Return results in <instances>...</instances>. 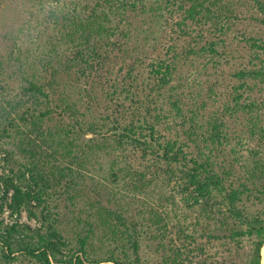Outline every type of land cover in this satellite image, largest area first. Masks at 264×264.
Returning <instances> with one entry per match:
<instances>
[{"label":"trees","instance_id":"1","mask_svg":"<svg viewBox=\"0 0 264 264\" xmlns=\"http://www.w3.org/2000/svg\"><path fill=\"white\" fill-rule=\"evenodd\" d=\"M27 2L35 8L49 9L43 24L47 29L52 28L48 40L53 55L59 56V60L53 64L46 60L43 82L27 80L29 86H24L25 91L35 99L42 97L57 101L60 119L70 121L74 117V128L82 134H99L104 139H115L123 149L117 150L112 157L125 163L133 189H144L158 180L170 181L181 175L194 186L195 203L213 222L211 235L204 236L207 238L205 243L211 239L225 246L240 244L250 238L252 246L242 264H264L263 161L260 159L255 167V178L244 176L236 168L223 133L225 111L216 106V102H222L224 96H228L237 106L232 109L224 106L230 115L239 111L247 113L241 100L248 98V93L256 92L260 101L253 103V110L249 111L250 122H253L251 126L255 131L264 135V37L253 38L252 41L247 38L244 46L220 49L217 41L207 40L216 30L217 23L220 24L218 29L225 31L222 21L233 17L232 14L238 16L228 0ZM2 33L0 44L5 42L4 39L13 40L11 31ZM245 47L247 52H244ZM209 50H212V55ZM201 55L215 56L212 70L218 83L229 78H236L239 82L233 84L230 93L217 97L211 104L202 97L194 111L188 112L193 113L191 117L186 113L187 104L192 102L191 94L188 102L177 94L171 102L176 113L172 112L174 121H169V109L162 105L166 87L170 85L171 77L182 71L180 65ZM1 58L0 73L6 69ZM117 62L124 63L125 73L115 90L108 93L102 86L111 74H118ZM144 78L152 81L147 84ZM60 87H78L82 96L76 99L58 91L59 95L54 100L50 97V90ZM117 89L125 93L132 107L124 112L123 103L115 102L120 107L116 108L120 119L115 121L116 130L108 132L102 129L112 111L98 120L96 115L102 113V109L105 111L103 100L108 101L110 97L109 102L114 100L113 93ZM209 90L213 95L218 93L214 85ZM205 112L208 113L204 120ZM237 123L242 128V122ZM254 180L255 186H252ZM16 189L14 200L19 201L20 193ZM252 197L253 200L250 199ZM254 207L255 213L252 212ZM132 221H126L122 215L105 218L102 221L104 231L99 239L107 248L97 252L92 250L90 243L97 231L93 226L79 234L75 250L63 251L67 246L54 233L19 224L0 237V264H6L7 259L17 253L34 264H143L140 234L136 230L137 224ZM203 253L204 249L199 245L194 252L176 247L161 253L162 263L184 264L198 259L194 257ZM219 259L221 257L216 256L205 264H223Z\"/></svg>","mask_w":264,"mask_h":264},{"label":"rangeland","instance_id":"2","mask_svg":"<svg viewBox=\"0 0 264 264\" xmlns=\"http://www.w3.org/2000/svg\"><path fill=\"white\" fill-rule=\"evenodd\" d=\"M228 1L238 16L232 14L233 17L222 21L225 31L218 29L220 24L217 23L216 30L207 40L217 41L220 49L224 46H244L247 38L252 41L253 38L264 37V0ZM48 12L47 7L35 8L27 0H0V34L11 31L13 38L11 41L4 39L5 42L0 44V57L6 66L0 73V237L13 226L27 224L54 233L67 246L63 251L69 248L75 250L79 234L93 226L97 231L90 239L92 250L104 251L107 247L99 239L104 231L102 221L122 215L126 221L133 220L132 223L137 224L143 264H163L162 252L176 247L194 252L198 245L204 249V255L184 264H205L216 256L221 257L219 261L223 264H242L251 249L252 239L246 238L240 244L225 246L211 239L205 243L207 238L204 236L211 235L213 222L195 203L194 186L181 175L170 181L158 180L144 189H133L125 163L112 157L117 150L123 149L115 139H104L99 134H82L74 128V117L70 121L60 119L57 101L42 97L35 99L29 91H25L24 86H29L27 80L43 82L46 60L52 64L59 60V56L53 55L48 40L52 28L47 29L43 24ZM222 33L224 36L220 38ZM244 52H247L246 47ZM209 53L212 55V50ZM214 58L202 55L189 58L184 65H180L182 71L171 77L162 100V105L169 109V121H174L172 112L176 113L171 102L177 94L187 102L191 94L192 102L186 103L187 116L191 117L193 113L188 112L194 111L202 97H206L211 104L217 97L230 93L233 84L239 82L228 77L218 83L212 70ZM123 67V62H117L115 68L118 74H111L102 86L108 93L118 86L125 73ZM144 79L147 84L152 81ZM211 85L217 88L216 95L211 94ZM79 90L78 87L52 88L50 97L56 100L58 91H64L70 97L79 99L82 96ZM113 95V101L109 102L111 97L108 101L103 100L105 111L102 109L99 113L103 115H96L98 120L112 111L102 129L108 132L116 130L115 121L120 119L116 113V108L120 107L115 102L123 103L124 112L132 107V102L119 89ZM106 96L108 98V94ZM247 96L241 100L247 113L239 111L230 115L224 106L232 109L236 102L228 96H224L222 102H216V106L225 111L223 133L236 168L244 176L255 178V167L260 159L264 166V135L251 126L253 122H250L249 115L260 98L256 92ZM207 113L203 114L204 120ZM237 117L240 120H236ZM237 121L242 122V128ZM252 186H255V180ZM16 188L20 193L19 201L14 200ZM252 212L255 213V207ZM6 264L34 263L17 253L7 259Z\"/></svg>","mask_w":264,"mask_h":264}]
</instances>
